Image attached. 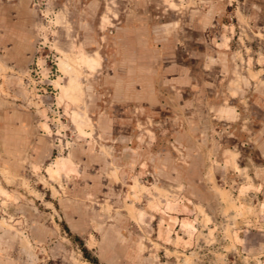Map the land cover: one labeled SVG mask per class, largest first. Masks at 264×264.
<instances>
[{
    "label": "rangeland",
    "instance_id": "rangeland-1",
    "mask_svg": "<svg viewBox=\"0 0 264 264\" xmlns=\"http://www.w3.org/2000/svg\"><path fill=\"white\" fill-rule=\"evenodd\" d=\"M0 264H264V0H0Z\"/></svg>",
    "mask_w": 264,
    "mask_h": 264
},
{
    "label": "crops",
    "instance_id": "crops-1",
    "mask_svg": "<svg viewBox=\"0 0 264 264\" xmlns=\"http://www.w3.org/2000/svg\"><path fill=\"white\" fill-rule=\"evenodd\" d=\"M131 27H134V26H131ZM131 27L127 26V30L128 31H131V32H134V29H131ZM137 33V31H135ZM12 46H7V49L10 50ZM14 47V46H13Z\"/></svg>",
    "mask_w": 264,
    "mask_h": 264
}]
</instances>
